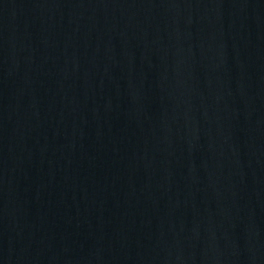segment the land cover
<instances>
[{
    "label": "water",
    "instance_id": "water-1",
    "mask_svg": "<svg viewBox=\"0 0 264 264\" xmlns=\"http://www.w3.org/2000/svg\"><path fill=\"white\" fill-rule=\"evenodd\" d=\"M0 264H264V0H0Z\"/></svg>",
    "mask_w": 264,
    "mask_h": 264
}]
</instances>
